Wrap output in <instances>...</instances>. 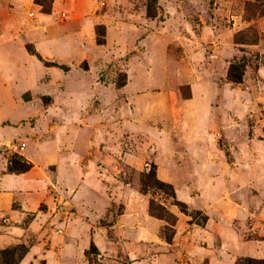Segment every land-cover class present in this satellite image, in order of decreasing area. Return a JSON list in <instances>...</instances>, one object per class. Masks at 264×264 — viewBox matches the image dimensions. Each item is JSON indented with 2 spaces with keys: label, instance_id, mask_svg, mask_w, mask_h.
<instances>
[{
  "label": "rangeland",
  "instance_id": "obj_1",
  "mask_svg": "<svg viewBox=\"0 0 264 264\" xmlns=\"http://www.w3.org/2000/svg\"><path fill=\"white\" fill-rule=\"evenodd\" d=\"M148 2L0 0V264L264 261L263 4Z\"/></svg>",
  "mask_w": 264,
  "mask_h": 264
},
{
  "label": "trees",
  "instance_id": "obj_2",
  "mask_svg": "<svg viewBox=\"0 0 264 264\" xmlns=\"http://www.w3.org/2000/svg\"><path fill=\"white\" fill-rule=\"evenodd\" d=\"M152 1H156V0H149L148 4H147V12L151 14L152 10H153V5H152ZM254 2H259L263 4V13H264V0H253ZM237 67L235 64H232L230 69H229V78L233 81H241L242 80V72H237ZM25 168L26 167H22ZM24 170V169H21ZM156 187L159 189H163L165 192H167L169 195H171L172 197L175 198V192L173 189V186L171 185V183L165 182L163 180H160L159 178H157L156 173L154 168H150L149 171H147L145 174H143V176L141 177V188L143 190H147L148 187ZM176 203H178L181 206H185L183 202L176 200ZM149 210L150 212H152L153 214L157 215V216H166L167 213H165V211H163V207L161 205H159V203H155L154 200H150L149 203ZM246 261H248L247 264H254V262H256L257 264H263V259L262 260H256V259H246ZM238 264H243V262H240Z\"/></svg>",
  "mask_w": 264,
  "mask_h": 264
},
{
  "label": "crops",
  "instance_id": "obj_3",
  "mask_svg": "<svg viewBox=\"0 0 264 264\" xmlns=\"http://www.w3.org/2000/svg\"><path fill=\"white\" fill-rule=\"evenodd\" d=\"M5 64H6V62H5ZM4 176H5V178H9L11 180V182H13V183H21L24 180V178H22V177H18V176L13 177V176H11V174H5ZM20 176H24V175H20Z\"/></svg>",
  "mask_w": 264,
  "mask_h": 264
}]
</instances>
